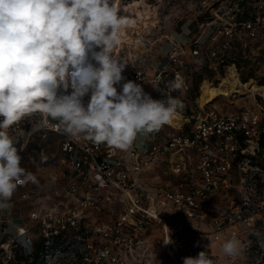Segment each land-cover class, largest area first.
<instances>
[{
	"label": "built area",
	"instance_id": "obj_1",
	"mask_svg": "<svg viewBox=\"0 0 264 264\" xmlns=\"http://www.w3.org/2000/svg\"><path fill=\"white\" fill-rule=\"evenodd\" d=\"M241 1L201 22L191 40L168 38L165 57L157 64L145 51L131 70L133 81L143 89L150 84L144 91L161 100L169 82L182 80V88L171 95L187 102L190 73L207 68L218 78L227 64L225 74L233 66L238 79L235 57L226 61L234 42L246 63L264 58L258 47L264 0ZM150 61L154 71L147 75L144 64ZM229 91L226 96H242L231 85ZM175 114L158 131L138 134L128 150L83 136L70 138L43 114L28 116V127L19 121L9 128L13 137L28 129L23 151L32 137L55 135L54 148L36 151L39 159L41 152L49 156L44 164L57 169L59 182L40 179L0 211V264H183L184 257L196 256L202 240L235 236L241 241L264 228L263 95L250 93L231 112L206 103L189 118L188 109ZM37 123L41 126L34 130ZM24 201L27 213L19 206ZM168 234L172 243L165 245ZM104 251L108 254L101 256Z\"/></svg>",
	"mask_w": 264,
	"mask_h": 264
},
{
	"label": "clouds",
	"instance_id": "obj_2",
	"mask_svg": "<svg viewBox=\"0 0 264 264\" xmlns=\"http://www.w3.org/2000/svg\"><path fill=\"white\" fill-rule=\"evenodd\" d=\"M127 23L114 0H0V211L10 208L18 187L40 183L21 167L23 146L7 131L25 116L41 113L70 138L128 150L138 134L158 131L184 107L171 95L182 80L169 82L165 99L157 100L123 74L127 65L113 49ZM40 160L49 156L41 152ZM49 179L55 183L54 171ZM252 235L264 249V233ZM163 243H172L169 234ZM241 247L233 236L222 252L235 257ZM183 264L215 261L200 251Z\"/></svg>",
	"mask_w": 264,
	"mask_h": 264
},
{
	"label": "rangeland",
	"instance_id": "obj_3",
	"mask_svg": "<svg viewBox=\"0 0 264 264\" xmlns=\"http://www.w3.org/2000/svg\"><path fill=\"white\" fill-rule=\"evenodd\" d=\"M135 0H114L115 5L118 8V14L123 16L129 23H127L120 31L119 43L113 49V55L123 61L127 67L124 71V75L129 80L132 79V68L137 65L138 62L144 60V52L152 54V60L162 61L164 59L165 51L168 47V38L178 37L184 42L191 40L192 36L198 34L199 24L206 20L212 19L214 13L218 11H225L229 8L236 7V3L241 5L242 1L238 0H206L207 4H203L202 0H138L136 6H131ZM210 5V7H208ZM212 7V8H211ZM141 15V18H139ZM185 38V40H184ZM259 56L264 55V35L262 40L258 42ZM235 57V66H237L239 77L238 80L244 84L245 82L251 81L257 85L264 86V58H262L258 63H246L248 58H244L242 49L237 46V43H233L227 52V62H230L228 56ZM158 56V58H157ZM245 63L242 64V61ZM145 63V71L147 75L153 74V66L150 63ZM227 64L225 70L220 71V76L215 78L214 72L212 70L205 68L199 75H194L190 73V84L191 88L185 95L187 101H191V105L188 102H183L184 107L182 109H188V118L191 113L195 110L198 105V97L201 93V88L203 82L210 88V96L208 94L205 96L204 103L207 102L208 98L217 93V97L207 102L208 107H215L219 112H231L235 111L241 105H243L250 92L243 90L239 91V97L231 98L227 95L230 85L228 83L223 85V89L217 91L220 83V79L224 77L227 70ZM189 68V67H188ZM246 79L243 81V79ZM207 81L211 82L209 84ZM150 86V84H148ZM225 88L227 90H225ZM243 93V94H242ZM263 95V91L259 92ZM230 94V91L228 92ZM260 97V96H256ZM264 97V96H263ZM233 102V103H232ZM206 105V104H205ZM204 105V106H205ZM191 108V110H190ZM41 113H34L32 115L38 116ZM37 117V120L40 118ZM51 119V118H49ZM24 125L28 127V116H25L21 120ZM25 129V128H24ZM28 132V129L21 131V133ZM43 131H39V133ZM56 137L53 134H47L45 137L34 136L30 139L29 145L25 147L22 152L21 157V167L25 168L26 171L38 174L40 171L41 163L39 157L37 156V148L44 147L48 153L52 148L55 147ZM163 179H170L169 176L162 175ZM35 184H27L26 188L17 189L13 194L12 198H16L22 191H27L32 189ZM23 205H19L23 208L22 213H27L28 211V201L22 202ZM21 203V204H22ZM25 206V207H24ZM254 231H260L264 233V228L252 230L245 237H241V251L239 255L234 257V261L231 263L222 252V245L224 242L231 238L218 240L217 237H209V239L202 240L198 246V251H207L209 257L215 261V264H264V249H261L257 243V239L252 233ZM208 245V248H205Z\"/></svg>",
	"mask_w": 264,
	"mask_h": 264
},
{
	"label": "bare ground",
	"instance_id": "obj_4",
	"mask_svg": "<svg viewBox=\"0 0 264 264\" xmlns=\"http://www.w3.org/2000/svg\"><path fill=\"white\" fill-rule=\"evenodd\" d=\"M137 3H139V1H138V0H135V1L131 4V6H136ZM139 18H141V15H140ZM237 82H238V79H237L236 71H235V69H234L233 66H229V67H228V71H227V73L224 74V77H222V78L220 79V83H219V86H218V88H217V91L223 89L222 87H223L224 84L229 83V84L231 85V87H235V90H237V92H239V91L242 92L243 90H245V91H247V92H250V93H256V92H261V91H263V96H264V86H260V85L255 84L254 82L248 81V82H245L244 84H242V88H239V89H238V88L236 87V83H237ZM202 84H203V86H202V88H201L200 96L198 97V100H196L197 103H198L200 106H204L207 102H211V100H213L214 98L217 97V93H216V94L212 95L211 98H208V99H207V102H205V104L202 105V104L204 103V100H205L204 98H205V96H206V95L209 93V91H210V88H209V86L206 84V82H203ZM225 90H227V89L225 88ZM233 90H234V89H231L230 91L232 92ZM228 92H229V90H228ZM228 92H227V94H228ZM242 94H243V93H242ZM208 96H210V93L208 94ZM225 96H226V95H225ZM177 117H178V115H177V114H174L170 120L175 119V118H177Z\"/></svg>",
	"mask_w": 264,
	"mask_h": 264
},
{
	"label": "crops",
	"instance_id": "obj_5",
	"mask_svg": "<svg viewBox=\"0 0 264 264\" xmlns=\"http://www.w3.org/2000/svg\"><path fill=\"white\" fill-rule=\"evenodd\" d=\"M180 36L181 35H179L178 37H175L177 40H180V41H182L181 39H180ZM184 40H185V38H184ZM157 58H158V56H157ZM160 61H161V59H160ZM160 61H156L155 63L157 64L158 62H160ZM144 90H146V91H149L151 88H150V86L149 85H147V84H145L144 85ZM188 102V104L189 105H191V101H187ZM14 138L15 139H17L18 140V145H17V147H20L21 145H22V143H23V140H24V138H25V134H23V133H19L18 135H16V136H14ZM41 163V161L39 162V164ZM41 165V169H40V171L38 172V174H37V178L40 180H43V182H45V183H47V184H54V183H52L51 181H50V179H49V174L51 173V172H53L54 171V174L56 175V173H57V169H55V168H52V167H50V166H48L47 164H44V163H41L40 164ZM55 182H59V180L58 179H56V181Z\"/></svg>",
	"mask_w": 264,
	"mask_h": 264
},
{
	"label": "water",
	"instance_id": "obj_6",
	"mask_svg": "<svg viewBox=\"0 0 264 264\" xmlns=\"http://www.w3.org/2000/svg\"><path fill=\"white\" fill-rule=\"evenodd\" d=\"M236 87L239 89V88H242V84L241 83H236ZM18 220V219H17Z\"/></svg>",
	"mask_w": 264,
	"mask_h": 264
},
{
	"label": "trees",
	"instance_id": "obj_7",
	"mask_svg": "<svg viewBox=\"0 0 264 264\" xmlns=\"http://www.w3.org/2000/svg\"><path fill=\"white\" fill-rule=\"evenodd\" d=\"M246 79L244 78L243 81H245Z\"/></svg>",
	"mask_w": 264,
	"mask_h": 264
}]
</instances>
